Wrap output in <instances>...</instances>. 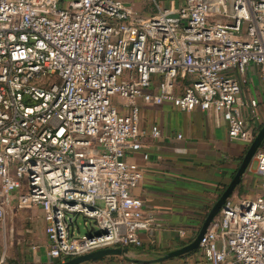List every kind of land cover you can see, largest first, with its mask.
Masks as SVG:
<instances>
[{
	"label": "built area",
	"instance_id": "1",
	"mask_svg": "<svg viewBox=\"0 0 264 264\" xmlns=\"http://www.w3.org/2000/svg\"><path fill=\"white\" fill-rule=\"evenodd\" d=\"M138 1L0 0V221L40 208L60 263L154 241L126 161L145 136L140 104L212 113L229 142L254 139L242 109L257 102L240 96L249 67L264 81V0ZM253 161L262 191L226 200L199 243L207 264H264V150Z\"/></svg>",
	"mask_w": 264,
	"mask_h": 264
},
{
	"label": "crops",
	"instance_id": "2",
	"mask_svg": "<svg viewBox=\"0 0 264 264\" xmlns=\"http://www.w3.org/2000/svg\"><path fill=\"white\" fill-rule=\"evenodd\" d=\"M247 77L241 102L248 104L254 99L257 104L253 108H243L242 115L252 129L261 128L264 125V81L256 66L249 67ZM140 108V129L145 132L141 138L142 148L128 153L126 161L136 164L142 172L140 182L132 190L133 196L142 200L144 215L160 225L152 235L154 241L142 235L143 245L139 248L143 252L141 255L153 260L192 242L250 145L229 142L226 124L215 114L199 110L180 112L170 104H140ZM152 125L159 127V138L149 134ZM178 135L181 138H177ZM259 150H264V143ZM253 163L234 191L239 197L251 198L262 191ZM11 207L24 214L26 219L22 218L27 227H23L18 236L11 220L8 223L5 218L0 221V264H60L47 255L41 209L34 206L20 209L11 205L8 210ZM18 221L21 222L20 217ZM179 232H185V237H180ZM153 264L207 263L197 249Z\"/></svg>",
	"mask_w": 264,
	"mask_h": 264
},
{
	"label": "water",
	"instance_id": "3",
	"mask_svg": "<svg viewBox=\"0 0 264 264\" xmlns=\"http://www.w3.org/2000/svg\"><path fill=\"white\" fill-rule=\"evenodd\" d=\"M263 143H264V125L256 133L252 143L246 149L243 155V158L241 160V163L237 171L235 172L232 180L230 181V183L227 185L225 190L222 192V194L219 196V198L216 200V202L213 204V206L207 213L199 230L195 234L192 242H190L189 244H187L186 246L182 248H179L172 252L164 254L163 256H160L159 258H156L150 261H139V262L143 264L144 263L145 264L146 263H151V264L160 263V262H164L166 260H170L173 258H178L189 252L197 250L199 248V243L203 235L207 232L211 222L220 213L221 209L224 207L226 200L229 199L230 196L234 193L236 187L241 182L243 176L249 170V167L252 164L255 153L261 148ZM129 253H130L129 248L103 249V250L94 251V252H91L89 254H85L82 256H78L72 259H68L60 264H89V263L97 262L105 258H111V257L128 258Z\"/></svg>",
	"mask_w": 264,
	"mask_h": 264
},
{
	"label": "rangeland",
	"instance_id": "4",
	"mask_svg": "<svg viewBox=\"0 0 264 264\" xmlns=\"http://www.w3.org/2000/svg\"><path fill=\"white\" fill-rule=\"evenodd\" d=\"M124 1L134 2L135 3L134 7L136 10H138L140 12L144 11V4H142L138 0H124ZM235 195H236V192L234 193L233 196H235ZM19 217L21 218V222L18 221ZM22 217L25 218L24 214H21V212H18V211L16 212L15 209H13V207H11V209H9V210H6V212H5V222L8 223L11 220V222L14 223V231H15L14 233L17 234L18 236H19L18 232L21 231V229L23 227H27L25 222L23 221L24 218H22ZM84 221L85 220L81 216H78L76 218V225L78 227V232H76V234L78 236H83V235L87 234L88 229H86L84 227ZM4 230H5V227H4ZM1 238H2V234H0V239ZM150 259H152V258H148V257L143 256L141 254H137L133 250H131L128 258L111 257V258H105L103 260L93 262V263H89V264H140L137 262L143 261V260H150ZM135 261H137V262H135Z\"/></svg>",
	"mask_w": 264,
	"mask_h": 264
},
{
	"label": "trees",
	"instance_id": "5",
	"mask_svg": "<svg viewBox=\"0 0 264 264\" xmlns=\"http://www.w3.org/2000/svg\"><path fill=\"white\" fill-rule=\"evenodd\" d=\"M259 128L260 127H258V128H255V131H258L259 130ZM255 131H254V133H255ZM182 244V243H181ZM183 245V244H182ZM130 250H133L134 252H136L137 254H142L143 252H142V250H140L139 248H129ZM144 253H147V252H144ZM56 264H59L58 262L56 263Z\"/></svg>",
	"mask_w": 264,
	"mask_h": 264
},
{
	"label": "bare ground",
	"instance_id": "6",
	"mask_svg": "<svg viewBox=\"0 0 264 264\" xmlns=\"http://www.w3.org/2000/svg\"><path fill=\"white\" fill-rule=\"evenodd\" d=\"M253 162V161H252ZM253 165H254V163H253ZM252 167V166H251Z\"/></svg>",
	"mask_w": 264,
	"mask_h": 264
}]
</instances>
